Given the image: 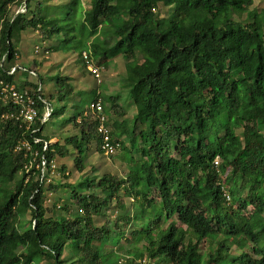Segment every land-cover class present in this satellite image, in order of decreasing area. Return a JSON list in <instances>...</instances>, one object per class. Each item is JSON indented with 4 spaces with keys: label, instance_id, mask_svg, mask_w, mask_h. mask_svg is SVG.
Here are the masks:
<instances>
[{
    "label": "trees",
    "instance_id": "obj_1",
    "mask_svg": "<svg viewBox=\"0 0 264 264\" xmlns=\"http://www.w3.org/2000/svg\"><path fill=\"white\" fill-rule=\"evenodd\" d=\"M50 1L0 0V80L28 89L37 108L22 123L0 89V264H264V14L248 16L255 0ZM27 31L54 40L47 51L80 49L85 67L83 50L102 68L121 55L136 106L124 128L111 115L127 111L107 106L111 96L91 100L102 101L128 172L102 175V194L72 190L66 214H46L44 169L72 145L79 185L92 189L90 143L103 153L102 135L89 105L63 121L78 131L63 143L43 134L54 109L43 121L53 106L39 72L5 66L20 54L17 33ZM56 75L53 96L69 99L73 77ZM112 199L114 226L97 225ZM20 207L31 211L26 223ZM122 239L143 241L123 252Z\"/></svg>",
    "mask_w": 264,
    "mask_h": 264
},
{
    "label": "rangeland",
    "instance_id": "obj_2",
    "mask_svg": "<svg viewBox=\"0 0 264 264\" xmlns=\"http://www.w3.org/2000/svg\"><path fill=\"white\" fill-rule=\"evenodd\" d=\"M66 0H53V3H63ZM84 3L87 5L86 0ZM13 9H19L23 11L22 7L13 6ZM160 14L162 17L168 16L171 7L162 3L159 4ZM252 13L248 16L251 17L254 13L264 14V0H255L252 6ZM247 16V14H246ZM17 46L20 50L18 57L11 61H5L6 67H13V65H21L27 68H32L39 72L42 80V93L45 100H48L54 109L53 116L48 118L43 126V134L49 137L57 136L61 143L64 142L66 136L78 132L71 122H63L68 116H72L73 112H78L80 109H85L95 94L101 91L102 96H111L110 101L106 103L107 106L120 104L127 113L125 116L120 117L115 114L111 115L112 120H125V128L132 120V116L136 111L132 96L129 92V88L124 81L125 63L121 55L115 57L110 61L108 67H101V83L92 76L85 64L80 61V49L75 51H62V50H50L47 51L50 44L55 43L54 40H43L34 31H27L18 34L17 33ZM37 49V51H36ZM57 73L62 75H70L73 77L72 84L74 85V92L72 97L66 100H57L54 92L56 87ZM24 74V73H23ZM26 74V73H25ZM25 75L21 76L19 80L24 79ZM27 78L35 81L37 77L32 76L30 73ZM79 93L77 94L76 92ZM67 104V108L62 111V106ZM112 127V126H111ZM239 132V130H238ZM121 137V136H120ZM91 150L88 154L89 165L94 166V170L87 176L93 179L92 189H86L79 185L83 179V173L78 171L75 162L73 161L77 151L70 145L68 146L70 153L65 156H57L53 165L49 170L44 172L47 175L46 183L44 184L45 202L44 205L47 208L46 214L59 215L66 214L63 209L65 204L75 203V198L72 196V190H76L79 193L85 192H97L102 194L99 187H97L98 181L105 173L116 174L119 177L126 176L128 169L126 165L125 157L122 154V150L114 155H107L98 151V144L95 141L90 143ZM88 165V166H89ZM64 166V167H63ZM64 168V173H63ZM66 174V175H65ZM57 184L56 189H49L48 185ZM70 183L74 187H68L64 184ZM127 209L131 212L133 207V200L131 197L124 199ZM19 210L24 212L22 214V222L25 223L31 219V211L28 208L20 207ZM120 210L116 207L115 199H112L110 208L107 209L105 215H95V221L97 225L105 224L109 221V226H114L115 215ZM127 237L130 238V228L127 230ZM143 241V240H142ZM142 241L135 243L133 240L122 239L120 244L123 247V252L126 249L132 248L134 245H141ZM40 264H47L46 260H43Z\"/></svg>",
    "mask_w": 264,
    "mask_h": 264
},
{
    "label": "built area",
    "instance_id": "obj_3",
    "mask_svg": "<svg viewBox=\"0 0 264 264\" xmlns=\"http://www.w3.org/2000/svg\"><path fill=\"white\" fill-rule=\"evenodd\" d=\"M82 57L84 58L87 69L94 75V77L101 82V67L97 65L91 56V53L88 50L82 51ZM15 70V67L12 68V71ZM34 74V71H31ZM41 88V84L40 87ZM0 89L4 93L5 97L10 98L15 104L19 106L17 118L23 122L30 124L37 115L36 102L28 89H18L14 83H4L0 80ZM104 105L101 100L91 101L89 104V110L94 114V117L98 120V131L102 135L101 139V148L104 153L107 155L116 154L119 150L118 143H114L113 139L110 135V129L107 123V116L103 112ZM53 108L50 105H47L44 109V118L43 121L50 116ZM29 147L28 143H24ZM43 169L45 161H42ZM219 165V158H215L214 166L217 168ZM227 198L229 199V194L225 193Z\"/></svg>",
    "mask_w": 264,
    "mask_h": 264
},
{
    "label": "crops",
    "instance_id": "obj_4",
    "mask_svg": "<svg viewBox=\"0 0 264 264\" xmlns=\"http://www.w3.org/2000/svg\"><path fill=\"white\" fill-rule=\"evenodd\" d=\"M36 51H37V49H36ZM18 65V64H17ZM89 71V70H88ZM89 73L92 75V76H94L90 71H89ZM100 92V91H99ZM131 100H132V98H131ZM133 101V100H132ZM134 106H135V104H134ZM135 108H136V106H135ZM136 112V111H135ZM134 112V113H135ZM123 127L125 128V126L123 125ZM57 140H59V138H57V136H54V137H51V142H54V141H57Z\"/></svg>",
    "mask_w": 264,
    "mask_h": 264
}]
</instances>
